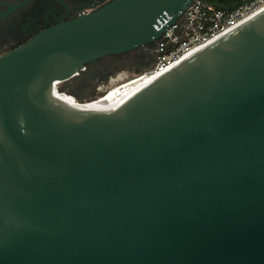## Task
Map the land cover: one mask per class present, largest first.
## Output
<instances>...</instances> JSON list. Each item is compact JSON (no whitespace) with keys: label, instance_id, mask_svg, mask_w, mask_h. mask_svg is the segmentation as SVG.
Wrapping results in <instances>:
<instances>
[{"label":"water","instance_id":"obj_1","mask_svg":"<svg viewBox=\"0 0 264 264\" xmlns=\"http://www.w3.org/2000/svg\"><path fill=\"white\" fill-rule=\"evenodd\" d=\"M192 1L112 0L0 55V264H264V12L111 110L54 101Z\"/></svg>","mask_w":264,"mask_h":264},{"label":"flooded vegetation","instance_id":"obj_2","mask_svg":"<svg viewBox=\"0 0 264 264\" xmlns=\"http://www.w3.org/2000/svg\"><path fill=\"white\" fill-rule=\"evenodd\" d=\"M111 1L0 0V55L28 43L59 22L98 10ZM156 44L157 40H153L86 62L75 76L58 83L57 87L66 92H58V96L73 98L74 95L84 100L115 84L119 77L147 71L156 63Z\"/></svg>","mask_w":264,"mask_h":264},{"label":"built area","instance_id":"obj_3","mask_svg":"<svg viewBox=\"0 0 264 264\" xmlns=\"http://www.w3.org/2000/svg\"><path fill=\"white\" fill-rule=\"evenodd\" d=\"M262 9L264 0H232V4L226 7L205 0H193L173 23H169V15L163 19L166 29L157 40L156 63L141 75L164 74L197 48L237 28ZM73 98L78 104L85 103Z\"/></svg>","mask_w":264,"mask_h":264},{"label":"bare ground","instance_id":"obj_4","mask_svg":"<svg viewBox=\"0 0 264 264\" xmlns=\"http://www.w3.org/2000/svg\"><path fill=\"white\" fill-rule=\"evenodd\" d=\"M263 12H264V9L257 12L256 15H259ZM228 33H225V34L219 36L218 38L210 41L205 46L213 43L214 41H216L217 39H220L221 37H223L224 35H227ZM205 46L197 48L196 50L191 52L189 55L184 57L180 62L173 64L172 67L178 65L179 63H181L182 61H184L185 59H187L188 57H190L191 55H193L194 53H196L197 51H199L201 48H203ZM158 77L159 76H157V75H138V76L132 77V78L126 80L120 86H119V84L118 85L116 84L113 87H111V89L103 97H100V99L91 100V101H88L82 105L76 103V101H74L75 99H73V98H66L63 96H58V94H57L58 92L66 93V92H64V90H61L57 87L58 83L61 82V81H59V82H56L54 90H53L54 91L53 95L55 96L54 101L57 104H60L62 106L66 105V106H72L75 108L86 107V108L99 110V111H108V110H111V109L117 107L118 105L122 104L126 100H128L130 97H132L133 95H135L136 93H138L139 91L144 89L146 86L151 84L153 81H155ZM119 79H120V77H119ZM67 94H69V93H67ZM51 99H53V98H51Z\"/></svg>","mask_w":264,"mask_h":264},{"label":"rangeland","instance_id":"obj_5","mask_svg":"<svg viewBox=\"0 0 264 264\" xmlns=\"http://www.w3.org/2000/svg\"><path fill=\"white\" fill-rule=\"evenodd\" d=\"M142 73H138V74H130V76L129 77H124V78H121V79H117V81H116V83L115 84H113V85H111V84H109V85H111V86H109V87H105L104 89H102L101 91H99L98 93H94V94H92L89 98H86V99H84L83 101L84 102H88V101H91V100H95V99H98V98H100V97H103L104 96V94H106V92H108L107 90H110L111 89V87H113L114 85H118V84H121V82L123 83L124 81H126V80H128V79H130V78H132V77H135L136 75H141ZM60 84V83H59ZM71 94V93H70ZM73 95V94H72Z\"/></svg>","mask_w":264,"mask_h":264},{"label":"trees","instance_id":"obj_6","mask_svg":"<svg viewBox=\"0 0 264 264\" xmlns=\"http://www.w3.org/2000/svg\"><path fill=\"white\" fill-rule=\"evenodd\" d=\"M206 2L214 3L218 6H228L232 4V0H205Z\"/></svg>","mask_w":264,"mask_h":264}]
</instances>
